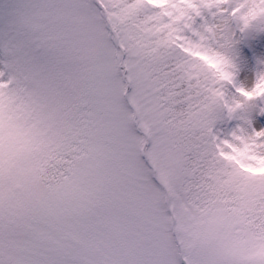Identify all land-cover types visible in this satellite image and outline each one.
Returning a JSON list of instances; mask_svg holds the SVG:
<instances>
[{
    "label": "snow or ice",
    "instance_id": "1",
    "mask_svg": "<svg viewBox=\"0 0 264 264\" xmlns=\"http://www.w3.org/2000/svg\"><path fill=\"white\" fill-rule=\"evenodd\" d=\"M237 30L264 0H0V264H264Z\"/></svg>",
    "mask_w": 264,
    "mask_h": 264
},
{
    "label": "rangeland",
    "instance_id": "2",
    "mask_svg": "<svg viewBox=\"0 0 264 264\" xmlns=\"http://www.w3.org/2000/svg\"><path fill=\"white\" fill-rule=\"evenodd\" d=\"M241 50L248 53L246 59H242V51L236 53L235 62L237 63V81L241 84H245L246 81L241 77L247 73L255 80L257 73V62L264 59V35L257 32H249L248 34H242ZM253 127H255V121H253Z\"/></svg>",
    "mask_w": 264,
    "mask_h": 264
},
{
    "label": "trees",
    "instance_id": "3",
    "mask_svg": "<svg viewBox=\"0 0 264 264\" xmlns=\"http://www.w3.org/2000/svg\"><path fill=\"white\" fill-rule=\"evenodd\" d=\"M262 34L264 35V33H262ZM241 36H242V34L239 33V31L237 30L235 33V36H234V39L236 41V43H235V56H236V53L239 52V50L242 51L241 50V43H242ZM247 57H248L247 51L246 50H245V52L242 51L241 58L246 59ZM239 123H240V121L237 119L222 120L217 124V131H219L220 133H225V131L230 132L233 128L237 127Z\"/></svg>",
    "mask_w": 264,
    "mask_h": 264
}]
</instances>
